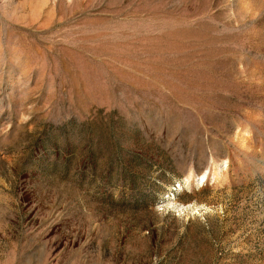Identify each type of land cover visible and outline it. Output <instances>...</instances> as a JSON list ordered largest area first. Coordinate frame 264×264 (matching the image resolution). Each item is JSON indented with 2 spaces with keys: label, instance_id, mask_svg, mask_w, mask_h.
<instances>
[{
  "label": "rangeland",
  "instance_id": "obj_1",
  "mask_svg": "<svg viewBox=\"0 0 264 264\" xmlns=\"http://www.w3.org/2000/svg\"><path fill=\"white\" fill-rule=\"evenodd\" d=\"M0 264H264V0H0Z\"/></svg>",
  "mask_w": 264,
  "mask_h": 264
}]
</instances>
